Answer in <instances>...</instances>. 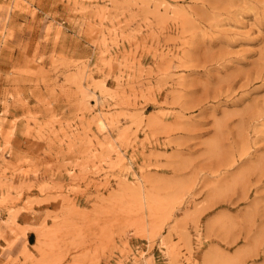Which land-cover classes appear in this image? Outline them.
I'll return each instance as SVG.
<instances>
[{
    "label": "rangeland",
    "instance_id": "rangeland-1",
    "mask_svg": "<svg viewBox=\"0 0 264 264\" xmlns=\"http://www.w3.org/2000/svg\"><path fill=\"white\" fill-rule=\"evenodd\" d=\"M0 240L264 264V0H0Z\"/></svg>",
    "mask_w": 264,
    "mask_h": 264
},
{
    "label": "crops",
    "instance_id": "crops-1",
    "mask_svg": "<svg viewBox=\"0 0 264 264\" xmlns=\"http://www.w3.org/2000/svg\"><path fill=\"white\" fill-rule=\"evenodd\" d=\"M31 236H32V233L28 232L26 233L25 237H22L21 239V243H23L25 245V247L29 246V240L31 239ZM0 248H4L3 247V243L2 241L0 240ZM2 253L5 255L7 253V251H4V252H0V255H2ZM1 259V258H0Z\"/></svg>",
    "mask_w": 264,
    "mask_h": 264
}]
</instances>
